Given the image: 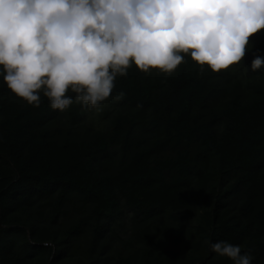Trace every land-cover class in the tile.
<instances>
[{"label": "trees", "instance_id": "1", "mask_svg": "<svg viewBox=\"0 0 264 264\" xmlns=\"http://www.w3.org/2000/svg\"><path fill=\"white\" fill-rule=\"evenodd\" d=\"M180 54L133 64L100 111L33 107L0 75V264H233L220 240L264 264V30L220 73Z\"/></svg>", "mask_w": 264, "mask_h": 264}, {"label": "clouds", "instance_id": "2", "mask_svg": "<svg viewBox=\"0 0 264 264\" xmlns=\"http://www.w3.org/2000/svg\"><path fill=\"white\" fill-rule=\"evenodd\" d=\"M261 30L264 0H0V75L33 107L42 93L53 111L74 103L100 111L133 64L170 75L190 53L201 73H220L241 63ZM262 66L255 55L252 71ZM210 251L233 264L254 259L224 240Z\"/></svg>", "mask_w": 264, "mask_h": 264}]
</instances>
